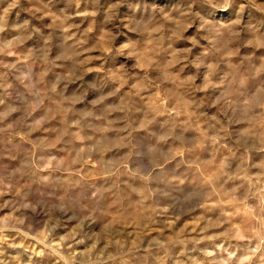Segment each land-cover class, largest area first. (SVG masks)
<instances>
[{
    "label": "rangeland",
    "instance_id": "obj_1",
    "mask_svg": "<svg viewBox=\"0 0 264 264\" xmlns=\"http://www.w3.org/2000/svg\"><path fill=\"white\" fill-rule=\"evenodd\" d=\"M0 264H264V0H0Z\"/></svg>",
    "mask_w": 264,
    "mask_h": 264
}]
</instances>
